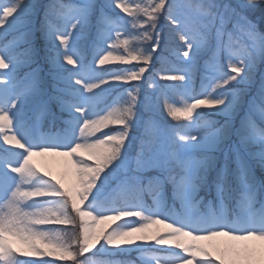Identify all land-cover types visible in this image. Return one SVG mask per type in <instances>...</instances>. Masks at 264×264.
Returning <instances> with one entry per match:
<instances>
[{"label": "snow or ice", "instance_id": "1", "mask_svg": "<svg viewBox=\"0 0 264 264\" xmlns=\"http://www.w3.org/2000/svg\"><path fill=\"white\" fill-rule=\"evenodd\" d=\"M113 8L132 17L124 25L134 31L123 32L122 44H131V60L142 66L100 67L130 62L113 55L115 42L102 47L112 39ZM135 9L124 0L0 3V36L18 33L0 47V69L7 70L0 72V133L3 144L20 150H0V264H37L22 257L56 253L74 264H126L118 257L146 245L171 249L164 264H264V0H150ZM162 12L185 62L162 79L189 93L202 53L211 57L203 90L183 107L165 105L169 117L189 123L159 126L149 136L138 101L142 85L128 88L118 107L103 102L148 71L162 39ZM93 19L96 67L76 47ZM224 57L230 71L212 75ZM143 107L151 111L147 97ZM32 112L51 118L48 131ZM37 155L65 157L67 170L42 173ZM93 249L107 258L77 259Z\"/></svg>", "mask_w": 264, "mask_h": 264}, {"label": "rangeland", "instance_id": "2", "mask_svg": "<svg viewBox=\"0 0 264 264\" xmlns=\"http://www.w3.org/2000/svg\"><path fill=\"white\" fill-rule=\"evenodd\" d=\"M47 1L49 0H37V3L41 5L47 4ZM65 3L75 2V0H64ZM200 2V0H193V3ZM218 2H221V0H218ZM0 3H10V0H0ZM98 4H104L105 0H97ZM125 4H131L132 5V11L135 14V4L141 3L142 6H147L150 3V0H124ZM109 15L112 17V20L114 23L111 25L112 31L110 32V35L112 36V39L108 41L107 44L102 45L103 48H110V45L115 42L117 44V47L115 49H111L113 51L114 56H128L129 57V63H122L120 61L113 60L109 64H106L104 66H100L102 69L103 67L111 68L118 67L120 69L133 67V66H142L141 61L137 60H131V55H135L134 52L130 53L129 48L130 45H123L122 40L126 37L123 35L124 31L132 32L134 31L130 25H124L125 20H131V16H129L127 13L124 12H116V10L109 9L108 10ZM42 13V12H41ZM40 13V14H41ZM118 15H117V14ZM258 16V14H257ZM143 19V17H141ZM165 16L162 12L160 19L158 20V24L161 30V43L157 51L153 54L154 59L150 63L148 67V71H146L141 78L140 81H131L128 84H124L123 87L125 88L124 91H122L120 94L115 96V98L111 101L112 97L114 96V92L117 90H113L111 93L107 94L104 98V105L109 107H118L123 102L124 99H126V90L130 87L135 86L136 84L142 85L140 89V95L138 96V101L141 102L140 104V112L141 115L144 118L145 121V127L149 130V136L152 134V130L155 128H158L159 126H182L189 123L188 121L184 119L174 120L171 117L167 115V110L165 105L169 104V101L173 99H177L178 102H176L177 107H183L186 102H190L189 96H195V91L200 88L198 94L203 90L202 85L207 84V80L205 77L209 75V73L206 71V62L210 60L211 52L202 53L201 58L199 60L198 65L196 66V69L194 71L193 75V82H192V89L193 91L189 93H185L182 89H174L172 85L175 82L168 81L165 79H162L163 76L168 75L172 71V67L176 66L175 70L182 69L185 67V64H180L178 61L182 57V52L184 50L182 46V42L179 40V36L175 33L170 31V25L167 23V33L166 35H163V29L165 26ZM36 25H39V17L35 20ZM264 29V28H263ZM117 31L121 32V35L119 37V40H116V33ZM264 32V30H263ZM18 35V33H11L8 36H0V47H3L4 45L8 44L9 41L13 39L14 36ZM96 38V20L93 19L90 22L89 29L81 35V37L76 41V47L78 48L81 59L86 65H92L93 67H96L95 65V58L97 57V48L94 44ZM71 39V38H70ZM171 49V50H170ZM177 49V50H176ZM171 52V54L169 53ZM171 55V57L169 56ZM176 61L177 63H175ZM228 61L227 58H221L219 61L218 66L212 72V75H222L224 73L229 72L228 69ZM122 66V67H121ZM165 66L164 71L161 70V68ZM71 67V66H69ZM179 67V68H178ZM113 70H119V69H111L109 71ZM7 71L0 69V72ZM260 71L264 72V66L260 67ZM259 74H257L256 77V86L259 85ZM148 81L153 82V87L150 88L148 86ZM210 90V89H209ZM96 91V90H94ZM255 91V88H253V92ZM196 94V95H198ZM147 97L148 102L151 105V111H146L143 107V102L145 101V98ZM198 111H207L206 108L198 109ZM66 118V117H65ZM30 119L33 122H38L39 127L41 128L42 125H45L47 121H49L50 117L41 116L36 112L30 113ZM113 128L117 126H111ZM5 132L7 134L11 135L14 134L15 129H5ZM144 132V127L140 128L137 131L133 132V135H140ZM3 134L0 133V146L3 148H12L13 151H20L19 149H15L14 146L3 144ZM1 154V153H0ZM33 163L41 170V172H51L54 175H57L58 177L61 176L66 170H67V158L65 157H55L50 155L45 156H34L33 157ZM257 178L259 179L260 176L256 173ZM168 195L171 196V189L168 190ZM116 222H109V224H113ZM57 229H62L63 227L58 228L57 226H54ZM161 226H156L154 229L148 230L149 234H153L157 228H160ZM136 235H142V233H137ZM13 247L17 248L19 251H30V249L21 243L20 241L10 238ZM206 243V242H205ZM147 246V245H146ZM99 247V246H97ZM42 250L44 251H51L52 249L48 248L47 245L42 246ZM157 258H159L160 264H164V261L166 258H160L156 254H153L151 256H147V264H157ZM22 259H29L34 260L37 262V264H40L43 260H50L52 261V264H74V262L67 257L61 258L59 253H56L54 255H45V256H27L22 257Z\"/></svg>", "mask_w": 264, "mask_h": 264}, {"label": "trees", "instance_id": "3", "mask_svg": "<svg viewBox=\"0 0 264 264\" xmlns=\"http://www.w3.org/2000/svg\"><path fill=\"white\" fill-rule=\"evenodd\" d=\"M50 2V0L49 1H47V3H49ZM116 10V12H120L121 10H119V9H115ZM41 12H42V10H41ZM122 12V11H121ZM258 14V13H257ZM41 15H42V13H41ZM167 23H169L168 21H167V19H165V26H164V28L165 29H163V35H166V33H167ZM264 28V25H261L260 26V28H259V30L260 31H262L263 32V29ZM171 50V49H170ZM177 50V49H176ZM169 53L171 54V52L169 51ZM170 57H171V55H169ZM175 63H177L176 61H174ZM180 64H182L183 65V63H185L184 62V58L183 57H181L180 58V60L178 61ZM176 66H177V64H176ZM176 66H173L171 69H173V70H175V68H177ZM122 67V66H121ZM164 68H165V66H163L162 68H161V70H163L164 71ZM179 68V67H178ZM103 69H105V70H107V71H109V70H111V69H120V68H118V67H111V68H109L108 69V67H103ZM169 74H173V71H171ZM123 89H125V88H117V89H115V90H117L116 92H115V95H117L118 93H121V91L123 90ZM199 90H200V88L199 89H197L196 91H195V95L196 94H198V92H199ZM176 102H177V100L176 99H174V100H171V101H169V104H172L173 106H175V107H177L176 106ZM123 104V103H122ZM107 106H108V104H107ZM66 117V116H65ZM67 118V117H66ZM210 119H213V120H220L221 122L223 121V117L222 116H210L209 117ZM57 123H59V122H57ZM50 125H51V119L49 120V121H47V123L45 124V125H43L42 126V130L43 131H48L49 130V128H50ZM2 146H0V150H2ZM0 153L2 154V151H0ZM256 172H259L261 175H262V173L260 172V170L257 168L256 169ZM171 188L169 187L168 188V190H170ZM203 194V193H202ZM146 203H148V204H151L152 203V199H151V197H148L147 199H146ZM124 219H127V218H124ZM57 227L58 228H60V227H63V228H65V227H67V226H63V225H57ZM162 247H166V246H155V245H147L146 246V251H143V252H137V251H131L128 255H126V256H121V257H118V259H122V260H124L125 262H126V264H127V262L128 261H133L134 262V264H146L147 262H146V258H147V256L149 255V256H151V255H153V254H156L158 257H160V258H166L169 254H170V251H171V249H169V251H164V250H161L162 249ZM98 248V247H97ZM96 251V249H93V250H91L89 253H85L84 254V256H80V257H77V259L79 260V259H83L84 257H87V258H89L90 260H100V259H105V258H107V257H102V256H99V255H97V256H93V252H95ZM146 262V263H145Z\"/></svg>", "mask_w": 264, "mask_h": 264}]
</instances>
